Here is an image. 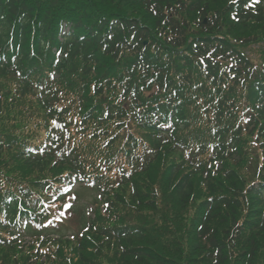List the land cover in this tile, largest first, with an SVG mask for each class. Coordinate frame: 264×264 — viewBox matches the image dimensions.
I'll return each instance as SVG.
<instances>
[{"label": "trees", "instance_id": "16d2710c", "mask_svg": "<svg viewBox=\"0 0 264 264\" xmlns=\"http://www.w3.org/2000/svg\"><path fill=\"white\" fill-rule=\"evenodd\" d=\"M95 1L0 0V214L39 202L47 171L72 166L115 196L110 216L78 210L70 235L32 228L29 245L0 218V264H264V63L239 47L264 43V0ZM63 21L74 32L51 81ZM250 24L260 39L225 30ZM51 119H69L52 148L63 169L28 156ZM115 156L117 180L104 164Z\"/></svg>", "mask_w": 264, "mask_h": 264}, {"label": "rangeland", "instance_id": "374dc122", "mask_svg": "<svg viewBox=\"0 0 264 264\" xmlns=\"http://www.w3.org/2000/svg\"><path fill=\"white\" fill-rule=\"evenodd\" d=\"M100 0L95 1V3L99 2ZM103 1V0H102ZM109 2V1H107ZM73 4V2H71ZM76 5V3H75ZM141 15V13H139ZM256 28L253 27L251 24L249 26H234V25H227L225 30L229 32L230 35L232 36H246L247 39H250L252 41H256L261 38V34L257 33L255 30ZM253 58L259 63L262 64L264 63V45L255 53L251 54ZM84 194V193H83ZM67 214H63V217H65Z\"/></svg>", "mask_w": 264, "mask_h": 264}]
</instances>
